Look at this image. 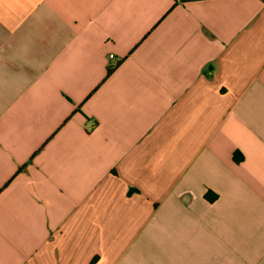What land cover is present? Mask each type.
Returning <instances> with one entry per match:
<instances>
[{
    "label": "crops",
    "instance_id": "obj_1",
    "mask_svg": "<svg viewBox=\"0 0 264 264\" xmlns=\"http://www.w3.org/2000/svg\"><path fill=\"white\" fill-rule=\"evenodd\" d=\"M0 264H264V0H0Z\"/></svg>",
    "mask_w": 264,
    "mask_h": 264
},
{
    "label": "trees",
    "instance_id": "obj_2",
    "mask_svg": "<svg viewBox=\"0 0 264 264\" xmlns=\"http://www.w3.org/2000/svg\"><path fill=\"white\" fill-rule=\"evenodd\" d=\"M112 71H113V69H112V68H109V69H108V75H109Z\"/></svg>",
    "mask_w": 264,
    "mask_h": 264
}]
</instances>
